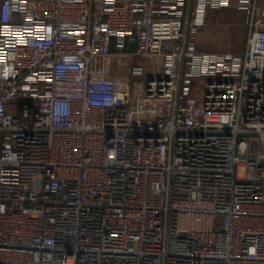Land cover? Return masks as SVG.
Instances as JSON below:
<instances>
[{
  "label": "built area",
  "instance_id": "obj_1",
  "mask_svg": "<svg viewBox=\"0 0 264 264\" xmlns=\"http://www.w3.org/2000/svg\"><path fill=\"white\" fill-rule=\"evenodd\" d=\"M261 2L0 0V264H264Z\"/></svg>",
  "mask_w": 264,
  "mask_h": 264
},
{
  "label": "rangeland",
  "instance_id": "obj_2",
  "mask_svg": "<svg viewBox=\"0 0 264 264\" xmlns=\"http://www.w3.org/2000/svg\"><path fill=\"white\" fill-rule=\"evenodd\" d=\"M264 7V2H261ZM247 30L245 28V13L233 9L211 12L207 15L206 24L200 30L197 44L210 52L243 51ZM126 68L119 67L117 74L124 75ZM237 176H244L243 168L237 169Z\"/></svg>",
  "mask_w": 264,
  "mask_h": 264
}]
</instances>
